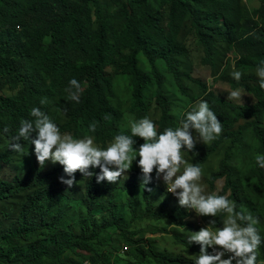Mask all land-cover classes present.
<instances>
[{
  "label": "trees",
  "instance_id": "trees-1",
  "mask_svg": "<svg viewBox=\"0 0 264 264\" xmlns=\"http://www.w3.org/2000/svg\"><path fill=\"white\" fill-rule=\"evenodd\" d=\"M245 1L0 0V174L3 166L11 162L13 154L10 147H5L12 142L22 120L34 119L30 116L33 107L41 108L59 126L61 133H69L74 138L91 135L102 148L113 142L116 135L125 134L121 125L123 114L110 101L114 95V75L109 69L131 77V112L139 118L147 113L145 90L155 78L157 102L162 110L161 119L154 122L157 130L162 132L167 127H177L173 102L165 86L166 75L158 64L161 61L183 94L190 96L184 79L201 87L210 108L223 124L218 139L209 144H196V153L190 152L192 164L202 167L225 142L231 141L218 171L210 176V189L215 191L216 183L224 180L219 194H227L234 200L237 210L247 207L248 212L257 217L244 199L230 157L249 128L258 142V153L264 154V88L259 86V79L254 85H242L232 80L233 88L243 86L255 97L253 104L234 103L210 89L205 81L182 70L176 58L185 53L179 45H185L186 39L180 41L178 35L185 20H189V33L201 46L203 65L215 67L217 44L226 42L235 49L238 66L256 70L264 61V0L253 9ZM111 5L115 7L113 12ZM143 60L150 64L153 76L145 71ZM73 78L83 87L80 102L68 98L61 105L57 101L58 94L65 91ZM191 99L192 103L197 100L193 96ZM42 100L46 103L41 104ZM53 107L67 117L66 123L57 122V110L52 113ZM226 108L235 112L229 114ZM242 120L245 123L236 127ZM94 121L99 127L90 133L89 124ZM5 127L7 132L3 131ZM19 142L31 144L23 139ZM257 170L261 188L264 168L257 165ZM90 171L94 173L91 177H84L79 171L75 173L76 181L87 180L81 203H74L73 207L84 206L86 216L79 220L84 224L87 219L92 226L90 234L80 236L57 226L65 215V184L59 178L68 177L62 165L50 169L40 167L31 178L16 176L11 180H0V217L15 214L13 203L18 207L12 225H3L5 222L0 218V263L118 264L100 252L94 243L96 239L101 241L103 231L117 228L127 240L137 244L143 263L150 259L156 264H194L193 260L183 256L159 254L146 246L144 240L135 239L118 215L112 183L107 180L97 183L98 167L90 168ZM139 175H142L141 171L132 172L128 188L137 185ZM153 191L152 187H147L146 213L141 216L137 215L134 200H131L134 220H171L173 226L183 228V209L154 213ZM36 214H39V220L35 219ZM223 218V214L218 215V226L222 225ZM261 237L257 264L264 260V237ZM178 241L181 246L197 252L188 242ZM69 251L76 257L69 255Z\"/></svg>",
  "mask_w": 264,
  "mask_h": 264
},
{
  "label": "rangeland",
  "instance_id": "rangeland-1",
  "mask_svg": "<svg viewBox=\"0 0 264 264\" xmlns=\"http://www.w3.org/2000/svg\"><path fill=\"white\" fill-rule=\"evenodd\" d=\"M246 4L249 8H257L261 0H246ZM115 11V7L111 5V12ZM184 27L181 28L178 38L180 41L185 40V45H179L184 54L177 55L176 58L180 62V68L189 72L194 78H200L205 81L208 87L214 90L218 95H222L228 99V93L236 89H243L247 93L242 97L243 103L237 102L236 100H230L238 104H253L255 102L254 95L243 86L233 88L231 81L235 80L231 73L233 71H240L243 73L241 79L238 81L242 85H254L259 79L256 75V71L252 68L245 66H238L237 53L232 45L226 42H220L216 47V54L214 56L216 66H206L201 63V46L197 39L189 33L190 21L185 20ZM161 71L166 75V90L168 91L169 98L173 102V114L176 118L177 124L182 115L195 106L200 100H206L202 94V89L193 81L184 79V86L190 96L183 94L182 91L177 87L173 75L166 68L163 62L158 61ZM145 71L153 76L151 73L150 64L146 61H142ZM114 75V95L110 101L117 107L123 114L122 118V129L125 134H130V121L139 120L143 117H149L154 122L159 121L162 116V110L157 102V83L156 79L152 78L153 81L150 83L148 88L145 90V102L147 106V113L142 117H137L132 114V97H131V77L115 73L113 69H109ZM244 76L246 79H244ZM191 96L197 98L192 103ZM68 100L67 93L61 92L58 94L57 101L61 105L66 103ZM207 101V100H206ZM208 102V101H207ZM209 104V103H208ZM55 107L52 108V113L56 111ZM226 112L233 114L235 111L231 108H226ZM56 120L60 124L67 122V117L60 111L57 110ZM242 120L236 126L244 124ZM136 140L135 148H138L140 144L144 143L140 137H133ZM204 144V143H197ZM25 146V152L22 154L13 151L11 155V162L8 165H4L0 174V180H11L18 177L31 178L36 175L40 165L37 161L34 145L33 144H22ZM99 146V145H98ZM231 146V141L225 142L219 149V151L211 156L209 160L202 166L203 177L201 184L204 186L207 193L219 192L224 186V180H220L216 183L215 191L210 189L209 180L212 173L218 171L219 163L224 158L225 152ZM258 142L256 141L252 128L247 129L241 138V141L232 150L230 163L233 167L236 177L243 188V195L247 205L256 212L259 220L256 227L260 231V234L264 237V185L259 187L258 170L255 162V156L258 153ZM9 147L7 145L5 148ZM4 148V149H5ZM2 147H0V150ZM185 159L189 164H192L193 154L182 152ZM138 160V157H137ZM59 163L53 164L51 161L46 162L45 168L50 169ZM183 169H181L182 171ZM141 171L134 161L131 169L124 174V176L117 179L115 183H112L113 193L116 198L118 206V215L122 219V223L128 225V231L133 233V237L137 240L142 239L146 246L152 247L159 254H166L173 257L183 256L190 260L195 259V256L199 254L200 245L193 242L190 245L196 249L197 252L190 251L188 248L181 246L178 240L188 242V237L192 232L198 231L201 227L210 226L218 228L221 226L217 225V217L198 216L194 210H190L185 207H181L178 203L177 197L167 191V186L163 182L162 178H157L155 170L152 173V179L147 185H142L143 176L139 175L138 183L134 187H127L132 180V172ZM87 178L77 181L71 188L65 184L63 190L66 193V197L63 199L64 202V218L57 223L59 228L70 230L75 235L80 236L81 234H90L92 232V226L86 219L84 224L79 220L86 216V209L84 206L73 207L74 203L79 202L85 194V184ZM147 187L154 189L152 197L156 201V208L154 213L159 214L162 211H173L174 209H183V228L173 226L171 220H134V214L131 208V200H134L133 206L136 209L137 215L141 216L146 213L147 201L146 191ZM81 203V201H80ZM12 207L16 208L15 214L8 216V218L0 217L3 225H12L16 219L18 212L17 203H13ZM243 210L248 212V208L244 207ZM249 213V212H248ZM35 219L39 220V214L35 215ZM211 219L216 220V225H208ZM86 230H85V229ZM101 241L96 239L94 243L99 247L100 252L112 257L118 264H156L154 261L147 259L144 263L141 262L139 253L137 251V244L127 240L123 234H121L117 228H112L103 231L101 235ZM3 247V245H2ZM4 251V249H3ZM2 250H0V253ZM79 252V251H77ZM208 252L211 253L212 249L209 248ZM69 255L76 257L71 251ZM224 258H227L226 256ZM264 262V260H263ZM3 264V263H0ZM48 264H52L48 261Z\"/></svg>",
  "mask_w": 264,
  "mask_h": 264
},
{
  "label": "clouds",
  "instance_id": "clouds-1",
  "mask_svg": "<svg viewBox=\"0 0 264 264\" xmlns=\"http://www.w3.org/2000/svg\"><path fill=\"white\" fill-rule=\"evenodd\" d=\"M255 71L259 86L264 88V61L257 65ZM242 75L240 71L231 73L236 81ZM65 92L70 100L79 103L83 87L73 78ZM246 94L245 90L236 89L228 93V99L243 103L242 97ZM30 116L34 119L20 122L18 132L9 145L10 149L27 154L25 146L19 141H30L41 168L48 161L63 166L68 178L61 176L59 179L68 188L77 183L76 172L91 177L94 173L90 168L97 167L100 169L95 174L97 183L105 180L115 183L136 161L143 176V186L151 181L155 170L156 177L162 178L167 191L177 197L181 207L194 210L198 216L224 215L221 227H201L188 237L189 244L195 242L200 245L194 264H257L258 249L262 243L256 227L258 218L246 210H237L236 202L229 199L227 194L207 193L201 184L204 174L202 167L189 164L182 154V150L196 153L197 143L209 144L222 134L223 124L206 100L198 101L186 111L177 127H167L162 132L157 130L149 117L130 121V134L116 135L106 148L98 146L91 135L74 138L69 133H61L59 126L39 107H33ZM98 127V122L94 121L89 124L88 131L94 133ZM3 131L7 132L8 128L5 127ZM133 137L142 138L144 143L135 148L136 140ZM255 162L264 168V154H257ZM208 225L215 226L216 220L211 219ZM209 248L212 249L211 253L208 252Z\"/></svg>",
  "mask_w": 264,
  "mask_h": 264
}]
</instances>
